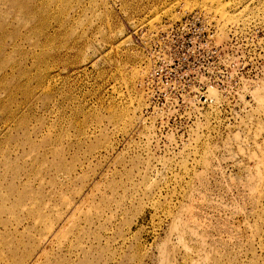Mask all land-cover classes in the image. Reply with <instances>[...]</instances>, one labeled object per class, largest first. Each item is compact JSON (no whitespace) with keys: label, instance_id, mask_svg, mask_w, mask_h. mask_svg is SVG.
I'll use <instances>...</instances> for the list:
<instances>
[{"label":"rangeland","instance_id":"obj_1","mask_svg":"<svg viewBox=\"0 0 264 264\" xmlns=\"http://www.w3.org/2000/svg\"><path fill=\"white\" fill-rule=\"evenodd\" d=\"M205 1L0 0V264H264V0ZM193 11L237 27V84L148 107Z\"/></svg>","mask_w":264,"mask_h":264},{"label":"built area","instance_id":"obj_2","mask_svg":"<svg viewBox=\"0 0 264 264\" xmlns=\"http://www.w3.org/2000/svg\"><path fill=\"white\" fill-rule=\"evenodd\" d=\"M237 27L220 39L217 16L193 11L168 23L156 33L148 49L151 70L144 87L148 107L161 104L168 114L183 112L187 104L212 106L215 93L237 84L234 54Z\"/></svg>","mask_w":264,"mask_h":264},{"label":"bare ground","instance_id":"obj_3","mask_svg":"<svg viewBox=\"0 0 264 264\" xmlns=\"http://www.w3.org/2000/svg\"><path fill=\"white\" fill-rule=\"evenodd\" d=\"M202 1H203V0H202ZM210 1H211V0H210ZM212 1H213V0H212ZM212 1H211V3H212ZM182 2H183V1H182ZM184 2H185V1H184ZM184 2H183L182 4H184ZM188 2H189V1H188ZM204 2H206V1L204 0ZM204 2H203L202 4H198V5H200V7L204 8V9H208V8H205V7H207V5H206ZM208 2H209V1H208ZM215 2H217V1H215ZM206 3H207V2H206ZM211 3H210V4H211ZM218 3H219V1H218ZM184 5H185V4H184ZM184 5H183V6H184ZM186 5H187V4H186ZM194 6H195V5H194ZM223 6H224V5H221V4H220V5L218 4V6H215V9H213V10H214V11H213L214 14H220L221 11H223V10H221V9H223V8H221V7H223ZM181 7H182V6H181ZM209 7H210V6H209ZM224 7H226V6H224ZM211 8H212V7H211ZM210 10H211V9L209 8V11H210ZM218 11H219V12H218ZM226 12H227V11H226ZM221 14H223V12H222ZM225 14H226V13H225ZM226 15H227V14H226ZM234 15H235V14H234ZM219 16H222V17H223V16H225V15L223 14V15H219ZM230 16H231V15H230ZM230 16H229V17H230ZM232 16H233V15H232ZM240 16H241V15H239V17H240ZM227 17H228V16H227ZM236 17H237V16H236ZM224 18H225V17H224ZM222 19H223V18H221L220 20L223 21ZM235 19H236V18H235ZM237 19H238V18H237ZM232 20H233V19H232ZM225 21H226L227 23H232V24L234 23V24H236V21L233 22V21H231L230 19H226ZM238 21H239V20H238ZM238 21H237V22H238ZM218 22H219V24L223 23V22L220 23L219 18H218ZM222 25H223V24H221L220 27H221ZM153 27H154V26H153ZM144 71H145V70H144ZM144 71H143V72H144ZM140 72H142V71H140ZM255 190H256V187H255ZM177 218H178V217H177Z\"/></svg>","mask_w":264,"mask_h":264}]
</instances>
